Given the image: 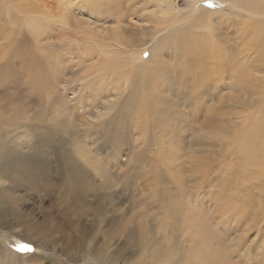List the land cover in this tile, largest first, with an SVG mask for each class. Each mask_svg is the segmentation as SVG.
Here are the masks:
<instances>
[{
  "label": "rangeland",
  "instance_id": "1",
  "mask_svg": "<svg viewBox=\"0 0 264 264\" xmlns=\"http://www.w3.org/2000/svg\"><path fill=\"white\" fill-rule=\"evenodd\" d=\"M86 1L95 17L85 16L90 25L82 29L91 39L110 38L99 21L113 25L121 16L119 44L104 43L141 57L133 72L104 73L110 82L123 77L114 81L127 87L100 121L67 113L82 95L61 89L45 63L47 54L69 58L67 46L54 42L58 30L49 29L54 41L41 45L23 22L28 14H56L57 0H0V27L16 16L9 24L31 41L23 48L50 88L41 93L17 60L5 59L7 31L0 29V148L21 159L36 153L26 144L15 149L14 140L32 141L25 127L43 110L33 101H48L58 138L116 165L105 164V179L94 183L76 172L85 187L58 190L46 186L48 176L57 184L52 173H21V159L0 158V264H264V19L218 0H165L182 18L164 29L146 22L155 10L149 0ZM77 16L68 19L72 32L80 31Z\"/></svg>",
  "mask_w": 264,
  "mask_h": 264
},
{
  "label": "bare ground",
  "instance_id": "2",
  "mask_svg": "<svg viewBox=\"0 0 264 264\" xmlns=\"http://www.w3.org/2000/svg\"><path fill=\"white\" fill-rule=\"evenodd\" d=\"M149 1L152 3L155 10L153 12L146 14L147 23L150 24L151 21L153 20L152 23H154L155 26L160 25L161 27H164V29L166 27L168 28L170 27L172 29L175 23L181 20L182 17L179 15V12L173 11L175 10L174 7L171 8L170 4H166V5L163 4L165 0H149ZM80 2H83V3L81 4ZM218 2L224 5L227 4V6L229 7H232V8L241 10V11H245L248 14L255 13L254 14L255 16H261V18L264 19V3H260L258 2V0H218ZM72 3H73V9L68 8V6H71ZM88 3L86 0H67L66 3L63 0H57L55 8L58 9L57 10L58 12L56 14L54 13L55 15L48 13L46 11L47 13L45 14L42 13L43 15L41 17L34 18L32 14H28L25 17L26 18L25 21L23 22L24 24L26 23L25 25L28 27L27 32H29L30 37H32V39H34L35 41L37 40V42L40 43L41 45H42L41 41H44L45 43L54 41L53 38L49 37L50 36L48 34L49 29L58 30L57 33L59 34V38H57V40H55L54 42L65 44L67 46V49L65 48V50L67 51V55H68L67 57L69 58L66 59V57H62L59 60L57 58L54 59L53 57L50 56V54H47L46 56L44 55L45 63L48 66H50L51 69L53 70L52 75L53 77H56L58 79V82H59L58 84L61 85V89L72 90L74 94L82 95L80 96V98L79 97L76 98L77 100L75 104H73L72 106L69 105V107L67 106V113H70L71 115L80 114L81 115L80 118H82V116L83 117L85 116L88 120L93 119L96 121H100L110 116L109 112H111L116 107L117 99L122 96V93H124L125 91L124 89L127 87V85H125L126 87L124 86L125 87L124 88L123 86L119 84V82L121 83V79H124L123 77H120V78L118 77L116 79L114 78V80L116 81L117 79H120L119 82H115L114 80L110 82L109 79L110 77L112 78L113 75L108 77V76H105L104 73L110 74L118 70L119 68H128V72H131V71L133 72V69H134L133 67H135L136 65L134 64L135 61L136 60L140 61L141 57L139 56L140 54L137 57L138 52L133 49L132 50L123 49L122 48L123 46L121 44L119 46L117 45L118 46L117 48L114 47L115 48L114 50L112 49L110 50L108 46H106V44L104 43V41L106 42V40H113L114 42H116V44H119V40L121 37L119 18L121 16L118 18V20H116L117 19L116 17L115 19H113V21L115 20L113 25L112 24L108 25L106 24V22L102 23L99 21V23L103 25L102 26L103 31L109 34L110 38L108 39L105 38L102 40L101 39L102 36L99 39L97 35H93L95 39H91L92 33H87L84 29H82L83 28L82 25H85L87 23L90 25L89 20L91 19L89 18L85 19V16H88L90 18L95 17V15L92 12L87 11L86 8L88 7ZM100 4L102 5V3ZM257 5L258 6L260 5L259 10L257 9L256 11H253L252 9L256 8ZM95 6H99V4L97 3ZM70 9L72 10V12H74V9H78L77 10L78 14H80L81 18H78L79 19L78 26L77 24L73 25L80 30L78 32L75 31V29L73 32L70 30L71 23L68 19H70V16L74 17L75 19L76 17H78L77 16L78 14H74L75 16L70 14ZM148 10L149 8L144 7L145 12ZM169 11L170 12L173 11L174 13L173 14L169 13ZM167 15H169V17H166ZM15 18L16 16L14 18H10V19L8 18L6 21H3V20L1 21L2 27H0V29H4L5 31H7L6 32L7 35L5 34L6 35L5 38H7L6 39L7 43L5 44L8 47V51L6 52L7 56L5 59L7 60L9 58L8 60H12V61L17 60L21 69H23L22 73L24 75L27 73L28 74L27 76H29V80L31 82L34 81L35 83H39L38 90L43 94L46 92V95H47L48 90L46 91L45 89H50V88L47 82L46 83L41 82L43 80L42 78H40V74H39L40 72L37 71V68H35L36 66L34 67V64L32 63V60L34 59V55L32 54V52H28L29 51L28 49L27 51L25 48H23V44L25 41H27L29 44L31 41L28 40L27 35H25V33H22L21 28L17 30L11 27L9 24L10 21L15 23ZM84 20L86 22H84ZM139 21H143L142 17L136 18V22H139ZM159 31L160 30H158V32ZM46 39L48 40L46 41ZM91 41H92L91 43L92 46L89 48L90 50L86 49V47L82 45L83 43H88ZM10 49H14V51L11 53ZM66 51H65V55H66ZM11 54H13V56H11ZM109 54H111L112 56H109ZM63 58L64 60H62ZM198 64L202 65V63H198ZM6 68H7V65H6ZM95 74H98V76L92 77ZM41 75H44V74L41 73ZM91 77L93 79L92 83L89 82V79H91ZM74 84H76L77 86H75ZM129 88L130 87H128L127 89ZM54 89L56 91V87ZM57 89L59 88L57 87ZM129 90H133V89H129ZM35 102L38 103L39 106L38 105L37 106L38 107L41 106L43 110H41V112H39L38 110L36 114H34V117L29 120L28 125H26L25 127L29 135L33 137L32 141L30 140V143L29 141H24L21 143L17 140H14V141H16L15 143H18L15 149H17V147L22 149L24 144H26L28 147L30 145V147L33 148L36 153H33L29 156L22 155V159H21L20 157H17L18 156L17 154L12 152L11 148L7 147V145L6 146L4 145V147L0 148V156H1L0 158L14 157L18 160L21 159L22 160L21 165H20L21 169L20 168L19 170L17 169L18 172H21V173H29L30 171H35L38 175H45V176L52 173V176H55L58 180H56L57 184H54V183L51 184L50 179H49L51 177L49 176L46 177V181H47L46 186H48L49 189H54V186H57L58 190L61 187L65 189L83 187L82 185H84L85 180H83L84 182L82 184H79L81 180L79 181L76 180V176H77L76 172L84 173L85 175L87 173H89L90 175H93L92 181H91L93 183H94V180H96L97 176L105 179L106 177L105 170H103L102 172L101 171L102 167H104L105 164L107 165L110 164L112 166L111 168L115 167L116 165L111 164V163L108 164L107 161L105 162L106 159H104V157L96 156L95 158L91 159L92 157H89L90 155L82 156L81 154L82 151H80L79 148H76L78 146L77 144L78 142H73L74 140H71V141L69 140L67 142L66 139L64 138L65 136L63 137L60 136V138H63V139L58 138V135H60L61 130L60 129L58 130L59 127H57V125L48 123V122H51L53 119H55V118H52L53 116L50 115L52 113L53 106L51 107L50 105H48L47 104L49 103L48 101L45 102V101H38V100L35 101L34 100L33 103ZM42 105L46 108H44ZM83 109H86V111H82ZM48 112H49L50 118H47ZM55 117L58 120H60V122H62L63 125L70 121L69 119H67V117L62 118L61 115H55ZM9 124L10 126L11 125L16 126L13 120L9 121ZM41 129L44 130V135L41 134L40 132ZM13 136H15L16 138L17 133H15V135ZM26 142H28L29 144ZM87 146L88 145H86V147ZM93 146L94 145L92 144V147ZM96 149L97 148H95V150ZM49 154L52 155L53 157L52 159L55 160V163L54 161L50 160ZM85 159H87L88 163H86L87 161ZM116 168L118 169V167ZM117 169H114V170H117ZM0 174H2V171ZM114 176L118 178V174H115ZM105 182H106L105 180H102L100 182L101 183L100 185L104 187ZM66 200L69 201L68 199ZM69 206L70 205H68V207ZM39 231H41V229ZM5 253L8 255L13 254V252L10 249H5Z\"/></svg>",
  "mask_w": 264,
  "mask_h": 264
},
{
  "label": "snow or ice",
  "instance_id": "3",
  "mask_svg": "<svg viewBox=\"0 0 264 264\" xmlns=\"http://www.w3.org/2000/svg\"><path fill=\"white\" fill-rule=\"evenodd\" d=\"M21 247V249H23V250H32V249H30L27 245H21L20 246Z\"/></svg>",
  "mask_w": 264,
  "mask_h": 264
}]
</instances>
